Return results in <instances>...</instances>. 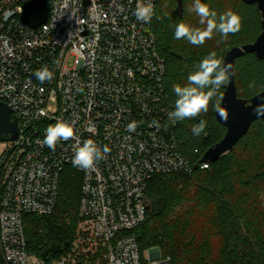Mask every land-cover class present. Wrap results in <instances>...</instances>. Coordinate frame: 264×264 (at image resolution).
<instances>
[{"label":"built area","instance_id":"2783aa9c","mask_svg":"<svg viewBox=\"0 0 264 264\" xmlns=\"http://www.w3.org/2000/svg\"><path fill=\"white\" fill-rule=\"evenodd\" d=\"M32 1L0 0V103L20 131L0 149V264H171L158 248L145 258L137 237L153 177L193 171L167 117L174 107L154 16L136 19L140 0H48V20L35 29L23 21ZM152 2L156 12L160 0ZM43 66L53 78L42 83L34 73ZM59 120L74 123L81 143L108 145L106 158L82 170L71 162L76 139L43 146ZM69 166L82 177L80 219L69 247L45 260L28 249L25 216L55 213Z\"/></svg>","mask_w":264,"mask_h":264},{"label":"trees","instance_id":"16d2710c","mask_svg":"<svg viewBox=\"0 0 264 264\" xmlns=\"http://www.w3.org/2000/svg\"><path fill=\"white\" fill-rule=\"evenodd\" d=\"M202 2L218 15L227 10L235 12L241 18V29L226 40L214 33L201 46L191 45L186 39L176 40L174 29L180 22L204 27L196 13L189 11L194 0H160L153 29L166 62L165 82L173 107L177 99L173 85L185 86L188 75L198 69L210 51L224 61L230 50L254 43L262 33V18L256 5L242 0ZM158 16L162 18L157 19ZM235 77L239 97L250 101L264 92V60L246 54L236 60ZM228 82L210 102L207 113L178 121L179 149L193 171L156 175L149 184L150 211L137 230L139 246L142 252L160 249L171 264H264V121L254 122L235 149L209 169L200 165L195 169L205 152L227 133L218 122L213 105L219 100L221 106ZM253 82L255 86L249 87ZM201 120L207 122L206 134L194 136L191 129ZM81 184L77 169L67 167L55 213L25 216L31 252L41 256L52 244L73 241L80 219Z\"/></svg>","mask_w":264,"mask_h":264},{"label":"clouds","instance_id":"9594fccd","mask_svg":"<svg viewBox=\"0 0 264 264\" xmlns=\"http://www.w3.org/2000/svg\"><path fill=\"white\" fill-rule=\"evenodd\" d=\"M189 11H194L199 17V24L203 28L192 27L184 22L175 25L174 39H186L191 45L201 46L207 40L213 38L214 33H219L222 39H227L229 34H235L241 29V18L233 11L227 10L222 14L217 13L208 4L202 0H194ZM135 17L138 21L150 23L154 14V4L152 0H140L135 9ZM164 13V16H167ZM162 17H157L161 19ZM231 65H225L222 59L217 57L215 51H210L198 64V69L190 73L187 77V84L173 85V91L177 96L174 103V110L167 112L168 120L175 124L178 121L193 119L202 113H207L209 104L217 96L222 85L229 80V70ZM34 75L42 83L53 78V71L47 66L37 70ZM254 82L249 87H254ZM222 99V96L220 97ZM219 112L222 119L227 120V113L219 106V100L213 105ZM258 114H264L256 109ZM152 124L159 126L157 121ZM137 121H132L127 125L130 132H134L138 127ZM207 122L201 120L193 125L192 133L194 136H200L205 133ZM206 134V133H205ZM76 139L75 152L72 158L73 166L82 170H91L100 161L106 158L110 152L108 145L102 148L92 139L84 140L82 143L76 137L75 125L64 120L57 121L54 125H49L46 129L44 139L41 141L43 146H47L53 151L59 141H68Z\"/></svg>","mask_w":264,"mask_h":264},{"label":"water","instance_id":"95a60500","mask_svg":"<svg viewBox=\"0 0 264 264\" xmlns=\"http://www.w3.org/2000/svg\"><path fill=\"white\" fill-rule=\"evenodd\" d=\"M248 5H256L262 23V33L257 40L242 47H235L230 50L223 61L225 65H231L229 70V82L223 95L220 108L227 113V120L221 118L216 111L218 122L227 129L224 139L205 152L200 163L195 166L199 168L200 164H216L219 160L233 151L238 143L249 133L254 122L264 121V92L258 94L250 101L239 97L236 86L235 65L236 60L244 57L246 54H253L260 60H264V0H242ZM50 7L48 0H33L24 8L23 21L32 28H39L48 20ZM20 131L17 118H13L11 109L5 103H0V143L17 140ZM150 209V207H149ZM70 245V242L64 244H52L42 253V258L49 260L50 254H61Z\"/></svg>","mask_w":264,"mask_h":264},{"label":"rangeland","instance_id":"374dc122","mask_svg":"<svg viewBox=\"0 0 264 264\" xmlns=\"http://www.w3.org/2000/svg\"><path fill=\"white\" fill-rule=\"evenodd\" d=\"M70 64L73 65V64H74V60H71ZM6 143H7V142H1V143H0V149H3V147L6 145ZM229 153H230V152H229ZM229 153H228V154H229ZM226 155H227V154H226ZM158 250H159L158 255L161 256V257H164V256L162 255V251H161L160 249H158ZM150 256H151L150 250H147V251L144 253V257H145V258H150ZM156 257H158V256H156ZM158 258H159V257H158Z\"/></svg>","mask_w":264,"mask_h":264}]
</instances>
